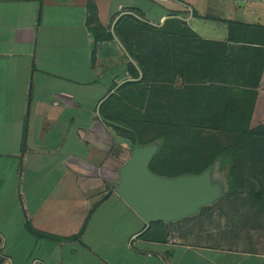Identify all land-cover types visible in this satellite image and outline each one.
Instances as JSON below:
<instances>
[{"label": "crops", "instance_id": "0c3cea01", "mask_svg": "<svg viewBox=\"0 0 264 264\" xmlns=\"http://www.w3.org/2000/svg\"><path fill=\"white\" fill-rule=\"evenodd\" d=\"M212 1L228 6L219 17L197 0H0V250L13 264H264L147 225L115 191L134 147L109 109L132 81L115 19L181 14L203 39L264 48V0Z\"/></svg>", "mask_w": 264, "mask_h": 264}, {"label": "rangeland", "instance_id": "374dc122", "mask_svg": "<svg viewBox=\"0 0 264 264\" xmlns=\"http://www.w3.org/2000/svg\"><path fill=\"white\" fill-rule=\"evenodd\" d=\"M197 1L210 17L228 7ZM131 13L112 25L132 79L111 92L117 133L135 145L165 140L150 168L166 175L197 172L240 141L236 162L220 170L236 190L173 226L195 245L264 255V48L206 43L181 14L155 25Z\"/></svg>", "mask_w": 264, "mask_h": 264}, {"label": "water", "instance_id": "95a60500", "mask_svg": "<svg viewBox=\"0 0 264 264\" xmlns=\"http://www.w3.org/2000/svg\"><path fill=\"white\" fill-rule=\"evenodd\" d=\"M161 146L160 140L135 145L118 170L115 191L147 225L195 216L228 193L218 160L200 173L166 176L153 172L150 165Z\"/></svg>", "mask_w": 264, "mask_h": 264}, {"label": "trees", "instance_id": "16d2710c", "mask_svg": "<svg viewBox=\"0 0 264 264\" xmlns=\"http://www.w3.org/2000/svg\"><path fill=\"white\" fill-rule=\"evenodd\" d=\"M190 29H191L192 33L195 32L192 28H190ZM184 31H185V29H184ZM256 33H257L258 38H259L258 40L262 44H264V41L261 39L264 36V32H262V33L256 32ZM253 34H254L253 32L247 33V35H253ZM195 35H198V34L196 33ZM200 39H202L203 41H205L206 43H209V44H216L215 41L206 40V39H203L202 37ZM238 40L239 39H236L234 36H231V39H230L231 43L229 42L230 46L232 48H238L240 46ZM218 43H225V45H226V43H228V42H218ZM135 77H137V76H135ZM162 143H165V140H163ZM135 144H136V142L133 144V146H135ZM239 146H240V141L233 142L229 146L225 147L223 150L218 151L208 166L203 167V169H200L197 172H193V171L190 172V170H189V172H186V173H200V172L204 171L205 169H207L208 167L213 166L217 160L220 162V170L224 164H231V165L234 164L236 162V159L240 156V154L242 152V150ZM181 174H183V173H181ZM161 175H166V174H161ZM166 176H177V175H166ZM226 180H227L228 187H229V191L227 194L234 192L237 188V181H238L237 178L235 176H233V177H230L229 179L226 178ZM77 236L78 235H76L74 237H77Z\"/></svg>", "mask_w": 264, "mask_h": 264}, {"label": "built area", "instance_id": "2783aa9c", "mask_svg": "<svg viewBox=\"0 0 264 264\" xmlns=\"http://www.w3.org/2000/svg\"><path fill=\"white\" fill-rule=\"evenodd\" d=\"M0 264H13L12 260L0 250Z\"/></svg>", "mask_w": 264, "mask_h": 264}]
</instances>
